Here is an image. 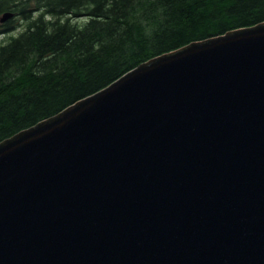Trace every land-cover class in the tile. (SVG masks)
Here are the masks:
<instances>
[{"label":"water","instance_id":"95a60500","mask_svg":"<svg viewBox=\"0 0 264 264\" xmlns=\"http://www.w3.org/2000/svg\"><path fill=\"white\" fill-rule=\"evenodd\" d=\"M0 264H264V21L1 141Z\"/></svg>","mask_w":264,"mask_h":264},{"label":"trees","instance_id":"16d2710c","mask_svg":"<svg viewBox=\"0 0 264 264\" xmlns=\"http://www.w3.org/2000/svg\"><path fill=\"white\" fill-rule=\"evenodd\" d=\"M8 12L0 142L153 57L263 22L264 0H0Z\"/></svg>","mask_w":264,"mask_h":264},{"label":"rangeland","instance_id":"374dc122","mask_svg":"<svg viewBox=\"0 0 264 264\" xmlns=\"http://www.w3.org/2000/svg\"><path fill=\"white\" fill-rule=\"evenodd\" d=\"M80 21H82V20H80Z\"/></svg>","mask_w":264,"mask_h":264}]
</instances>
